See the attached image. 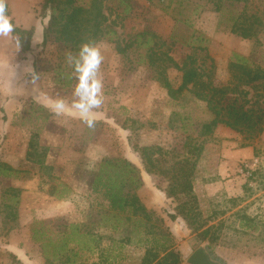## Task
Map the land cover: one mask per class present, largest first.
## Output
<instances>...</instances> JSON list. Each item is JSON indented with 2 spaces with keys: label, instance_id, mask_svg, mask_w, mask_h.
<instances>
[{
  "label": "rangeland",
  "instance_id": "374dc122",
  "mask_svg": "<svg viewBox=\"0 0 264 264\" xmlns=\"http://www.w3.org/2000/svg\"><path fill=\"white\" fill-rule=\"evenodd\" d=\"M3 1L11 15H0V161L19 173L0 177V264H14V257L21 264H141L148 249L164 257L162 247L179 252L183 264L200 248L218 264H264V235L244 233L240 224L247 215L264 226V130L251 140L218 125L212 135L201 136L203 124L213 119L207 104L187 91L171 99L145 56L153 47L177 60L191 54L200 63L205 59V70L220 88L237 84L230 69L235 55L248 60L252 75L264 76V0L226 6L223 15L207 0H104L115 34L85 53L54 39L41 46L48 22L41 16L44 0ZM243 13L262 20L257 37L244 40L224 30L226 23L219 26L225 16ZM12 19L35 29L26 58L11 34ZM154 33L163 47L149 39ZM118 45H128L127 53ZM166 74L177 89L182 73L169 68ZM253 85L241 87L249 91L246 105L264 109V79ZM33 134L40 148H49L44 161L51 170L27 160ZM135 145L160 147L171 162L195 163L194 195L205 225L200 232L218 229L216 244L200 242V232L182 218L171 219L180 201L167 196L166 176L146 173ZM115 158L141 170L144 186L137 195L149 219L129 212L118 216L102 193L93 192L96 165ZM16 191L21 192L13 219L7 216L16 212L9 207ZM70 225L79 227L78 235L50 263L53 247L46 255L44 243L33 241V228L47 230L56 245Z\"/></svg>",
  "mask_w": 264,
  "mask_h": 264
},
{
  "label": "trees",
  "instance_id": "16d2710c",
  "mask_svg": "<svg viewBox=\"0 0 264 264\" xmlns=\"http://www.w3.org/2000/svg\"><path fill=\"white\" fill-rule=\"evenodd\" d=\"M79 0H44L41 8V16L43 19H48L44 26L43 41L41 46L46 47L51 39L60 43L73 44L76 51L85 53L91 45L102 41L107 35L115 34L110 24V17L106 12L104 0H92L88 7L77 5ZM213 6L212 10L221 15L224 14L226 6H232L235 3L247 2L248 0H207ZM184 1H179L177 4L181 7ZM0 15L9 17L11 15L10 6L3 0H0ZM131 6L127 5L124 12L130 13ZM253 18V19H252ZM253 20V21H251ZM188 22V21H187ZM226 23L224 30H230L234 35L241 37L244 40L252 39L258 36L262 20L257 16H245L244 13L240 16L232 15L225 16L220 21L219 26ZM11 34L16 40L20 49V53L26 58L27 54L33 51L32 41L35 35V29H24L18 27L14 20L10 21ZM148 33L140 34L139 37L145 38ZM150 40L155 43H160L161 38L157 34H151ZM148 47V41L146 42ZM128 45L120 47L118 50L121 53H127ZM159 47V48H161ZM146 62L150 69L158 73V79L162 86L167 90L171 99L177 100L184 92H190L198 100L207 104L209 111L213 115L210 122L203 124L201 136L212 135L218 125H224L236 131L239 134L246 135L248 139H255L263 133L264 130V109L258 105L248 106L249 101L246 97L249 91L241 89L242 86H252L256 81L264 79V76L256 71L254 75L247 69L248 60L239 55H235V63H231L230 69L234 73V78L237 84L234 87H216L214 86L213 78L205 68V59H201L195 55L183 56L180 60L175 59L168 52L155 48L148 47L146 53ZM207 56V55H206ZM174 69L182 73V83L176 89L169 80L166 71ZM254 87V85L252 86ZM245 98V102L240 99ZM37 134H33L29 144L27 160L35 165H39L42 169L51 170V167L45 165V159L48 156V147H39ZM133 150L140 156L143 161L146 173L149 175L160 174L166 176L169 185L166 189V194L169 198L179 200V204L175 208V214H169L172 220L178 217L182 218L189 229L194 233L200 232L205 226L201 222V212L197 208V198L194 195L193 177L195 163L183 162L175 163L163 159V152L160 147H139L134 146ZM19 171L13 169L7 163L0 161V177L11 179L17 177ZM90 185L95 193H102L104 199L109 203L111 211L117 212L119 215H145L150 218V212L145 209L137 195L138 190L144 186V180L141 170L132 161L125 158L104 159L96 165V170L93 172L90 179ZM11 190V189H10ZM15 192V190H14ZM14 196L16 202L9 204V207L16 210L7 217L16 219L17 207L19 202V193ZM8 206V205H7ZM241 229L244 233H259L264 235V226L255 218L247 215L240 216ZM71 232L65 233L58 244H54L52 237L49 236L47 230L33 228V241L36 243H44L45 254H48L46 248L53 247L55 258H48L47 261L53 263L57 260V255L61 256L66 250L68 242L74 241L78 235V226L70 225ZM263 229V230H262ZM215 227L211 226L197 236L200 242L208 241L210 246L218 241L214 234ZM216 229L215 231H217ZM260 242H264L261 239ZM155 252V253H154ZM164 257H160L155 249H148L141 264H183L181 255L174 249L162 247ZM264 253V251H263ZM14 264H21L20 260L14 257Z\"/></svg>",
  "mask_w": 264,
  "mask_h": 264
},
{
  "label": "water",
  "instance_id": "95a60500",
  "mask_svg": "<svg viewBox=\"0 0 264 264\" xmlns=\"http://www.w3.org/2000/svg\"><path fill=\"white\" fill-rule=\"evenodd\" d=\"M187 264H216V263L211 261L205 248H200L191 255Z\"/></svg>",
  "mask_w": 264,
  "mask_h": 264
},
{
  "label": "flooded vegetation",
  "instance_id": "af4514ba",
  "mask_svg": "<svg viewBox=\"0 0 264 264\" xmlns=\"http://www.w3.org/2000/svg\"><path fill=\"white\" fill-rule=\"evenodd\" d=\"M209 257H210V256H209ZM210 259H211V257H210ZM211 261L214 262L212 259H211ZM214 263H215V262H214ZM216 264H218V263H216Z\"/></svg>",
  "mask_w": 264,
  "mask_h": 264
},
{
  "label": "crops",
  "instance_id": "0c3cea01",
  "mask_svg": "<svg viewBox=\"0 0 264 264\" xmlns=\"http://www.w3.org/2000/svg\"><path fill=\"white\" fill-rule=\"evenodd\" d=\"M55 214H58V212H55Z\"/></svg>",
  "mask_w": 264,
  "mask_h": 264
},
{
  "label": "clouds",
  "instance_id": "9594fccd",
  "mask_svg": "<svg viewBox=\"0 0 264 264\" xmlns=\"http://www.w3.org/2000/svg\"><path fill=\"white\" fill-rule=\"evenodd\" d=\"M0 10H2V9H0Z\"/></svg>",
  "mask_w": 264,
  "mask_h": 264
}]
</instances>
